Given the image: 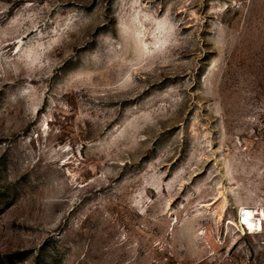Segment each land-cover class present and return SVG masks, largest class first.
Returning <instances> with one entry per match:
<instances>
[{"label":"rangeland","instance_id":"374dc122","mask_svg":"<svg viewBox=\"0 0 264 264\" xmlns=\"http://www.w3.org/2000/svg\"><path fill=\"white\" fill-rule=\"evenodd\" d=\"M250 207L264 0H0V264H264Z\"/></svg>","mask_w":264,"mask_h":264},{"label":"bare ground","instance_id":"6f19581e","mask_svg":"<svg viewBox=\"0 0 264 264\" xmlns=\"http://www.w3.org/2000/svg\"><path fill=\"white\" fill-rule=\"evenodd\" d=\"M252 208V207H250ZM242 217H241V224L245 227V229H247V231L249 233H253L254 230H262L263 228V223L261 222L260 224V228L257 229V219H259V221H262V219H264V211L259 210L258 208H252V209H246L244 208V210H242ZM257 215L260 216L257 218Z\"/></svg>","mask_w":264,"mask_h":264},{"label":"built area","instance_id":"2783aa9c","mask_svg":"<svg viewBox=\"0 0 264 264\" xmlns=\"http://www.w3.org/2000/svg\"><path fill=\"white\" fill-rule=\"evenodd\" d=\"M242 220V219H241ZM242 225V224H241ZM263 230V229H262ZM262 230H259V231H256V232H260V231H262Z\"/></svg>","mask_w":264,"mask_h":264}]
</instances>
